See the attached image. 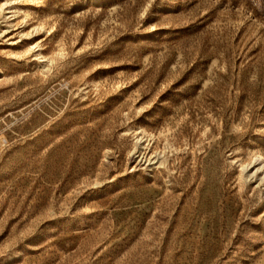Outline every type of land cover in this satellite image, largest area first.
I'll return each mask as SVG.
<instances>
[{
    "label": "rangeland",
    "instance_id": "obj_1",
    "mask_svg": "<svg viewBox=\"0 0 264 264\" xmlns=\"http://www.w3.org/2000/svg\"><path fill=\"white\" fill-rule=\"evenodd\" d=\"M264 0H0V264H264Z\"/></svg>",
    "mask_w": 264,
    "mask_h": 264
},
{
    "label": "bare ground",
    "instance_id": "obj_2",
    "mask_svg": "<svg viewBox=\"0 0 264 264\" xmlns=\"http://www.w3.org/2000/svg\"><path fill=\"white\" fill-rule=\"evenodd\" d=\"M255 163L252 165V168L255 167L256 169L264 168V160L262 158L257 157L254 161Z\"/></svg>",
    "mask_w": 264,
    "mask_h": 264
}]
</instances>
